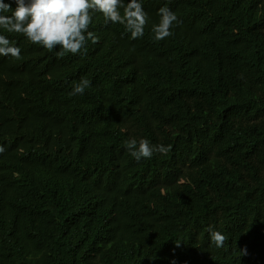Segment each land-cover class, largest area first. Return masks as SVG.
I'll return each instance as SVG.
<instances>
[{"label":"trees","instance_id":"16d2710c","mask_svg":"<svg viewBox=\"0 0 264 264\" xmlns=\"http://www.w3.org/2000/svg\"><path fill=\"white\" fill-rule=\"evenodd\" d=\"M162 6L181 22L156 41ZM144 9L143 37L92 20L63 58L0 29L26 46L0 56V264H264V0ZM133 137L171 150L137 161Z\"/></svg>","mask_w":264,"mask_h":264},{"label":"clouds","instance_id":"9594fccd","mask_svg":"<svg viewBox=\"0 0 264 264\" xmlns=\"http://www.w3.org/2000/svg\"><path fill=\"white\" fill-rule=\"evenodd\" d=\"M179 1V0H175ZM150 0H0V29L8 33L23 35L32 44L42 46L49 52L63 58L66 53L84 55L87 46H94L99 37L89 30L92 20H98L101 27L112 24L124 26L131 39L143 37L149 16L144 6ZM15 5V7H13ZM11 13L5 14V13ZM159 21L151 31L156 41L173 35L172 28L181 22L176 13L167 6L158 9ZM0 56L21 61L22 46L13 36L0 34ZM11 76L7 69H3ZM90 87V81L81 77L72 86L70 96L83 95ZM128 153L137 161L151 159L154 154L167 155L171 146L152 144L147 138H129L124 142ZM0 146V152H3ZM209 239L217 248L223 247L226 236L209 226ZM247 254L243 249L241 255ZM250 260L247 258L244 262ZM241 262V263H244Z\"/></svg>","mask_w":264,"mask_h":264},{"label":"rangeland","instance_id":"374dc122","mask_svg":"<svg viewBox=\"0 0 264 264\" xmlns=\"http://www.w3.org/2000/svg\"><path fill=\"white\" fill-rule=\"evenodd\" d=\"M13 7H15V5H13ZM7 14H11L10 12L9 13H7ZM16 34V33H15ZM14 37V39H15V41L19 44V45H21V46H24V47H26L25 46V44H24V42H22L18 37H16V36H13ZM30 42V41H29ZM42 47V46H41Z\"/></svg>","mask_w":264,"mask_h":264}]
</instances>
